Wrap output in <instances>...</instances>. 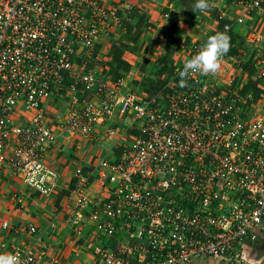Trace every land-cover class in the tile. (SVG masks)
<instances>
[{
    "label": "built area",
    "instance_id": "obj_1",
    "mask_svg": "<svg viewBox=\"0 0 264 264\" xmlns=\"http://www.w3.org/2000/svg\"><path fill=\"white\" fill-rule=\"evenodd\" d=\"M104 2L0 0V165L51 196L60 175L45 158L57 135L43 107L61 96L74 105L81 85L84 104L70 105L62 130L88 137L119 113L141 131L118 163L98 161L107 199L86 200L85 180L76 187L78 212L89 206L98 233L118 238L122 248L100 243V264H244L243 249L264 231V119L246 114L256 104L253 95L240 94L244 85L239 93L217 95L197 72L184 87L171 81L172 92L150 107L126 92L123 79L100 77L87 67L88 58L118 21ZM262 5L250 0L242 6L252 11ZM241 22L239 16L234 24ZM203 45L176 44L175 76ZM77 60H83L78 72ZM64 73H75L73 84ZM258 78L264 80V70ZM21 102L31 116L19 113ZM11 253L18 264H41V255L24 248Z\"/></svg>",
    "mask_w": 264,
    "mask_h": 264
},
{
    "label": "crops",
    "instance_id": "obj_2",
    "mask_svg": "<svg viewBox=\"0 0 264 264\" xmlns=\"http://www.w3.org/2000/svg\"><path fill=\"white\" fill-rule=\"evenodd\" d=\"M100 1L116 10L118 21L114 32L106 33L103 42L94 47L87 67L112 82L123 79L126 92L137 93L150 107L162 103L161 99L172 91L168 87L171 81L172 86H179L181 78L174 74L177 59L174 44L197 38L207 41L217 32L227 33L236 37L235 45L243 42L238 48V54L243 56L248 48L242 34L237 29L225 32L223 27L232 26L239 16H246L248 25L257 26L263 21L255 18L254 22L253 16H257L258 11L247 13L242 7L250 0H209L210 7L205 12L194 9L197 0ZM233 6L236 9H232ZM260 10H264V5ZM248 60H244L245 63ZM82 62L77 60L75 70ZM64 74L66 81L73 84L75 73ZM78 87L74 105L70 98L61 96L49 99L43 107L57 135L45 158L48 167L60 175L55 192L49 197L42 196L28 188L14 171L0 165V245H5L0 246V254L11 253L16 246L41 255V264H98L88 243L93 232H98L89 220V206L81 212L83 218H79L76 187L85 180L81 195L86 200L107 199L106 181L101 178L102 170L97 163L101 160L118 163L141 131L139 126H126L119 113L95 127L88 137L67 128L62 130L70 105L81 109L84 104L85 96L81 85ZM19 113L31 116L22 102ZM112 129H115L114 135H110ZM3 223H7V227H3ZM95 237L98 241L93 245L112 241L101 234ZM260 238L264 239V235ZM206 263L207 260H203V263L195 261L193 264Z\"/></svg>",
    "mask_w": 264,
    "mask_h": 264
},
{
    "label": "rangeland",
    "instance_id": "obj_3",
    "mask_svg": "<svg viewBox=\"0 0 264 264\" xmlns=\"http://www.w3.org/2000/svg\"><path fill=\"white\" fill-rule=\"evenodd\" d=\"M244 6V5H243ZM242 6V7H243ZM235 7L233 6L232 9ZM246 9L245 7H243ZM236 9V8H235ZM263 5L261 8L258 10H245L247 13H252L255 11H258L257 16L254 17V22L255 18H261L259 20H263L260 25H248L246 23L247 17L242 16V22L241 23H236L231 26L227 25L229 27V31L231 29H237L239 34H242L241 37H244V43L247 45L248 48V53L240 55L241 57L235 58V57H228L227 53L223 58L221 62V67L219 71L216 74H208L204 75L203 74V82L209 87L210 90L217 92V95H225L226 90L229 89L231 93H239L240 86H247L248 84V77L246 74L243 72L242 69V64L245 63V61L250 58L251 56V61H253L254 64V75H253V80L260 79L258 78L260 70H264V57H263V51H264V10ZM237 18V17H236ZM114 25L110 27V30L114 32L113 30ZM224 28V27H223ZM225 31V30H224ZM106 36L103 35L102 38H105ZM103 42V40H102ZM179 43V42H178ZM186 43V42H185ZM193 43L197 45H202L205 44L206 41L202 40L201 38H197L195 40H190L188 43L189 45H193ZM245 60V61H244ZM261 80L260 88L263 89L264 87V80ZM218 90V91H217ZM251 90V89H250ZM248 93V92H246ZM251 95L253 93L250 91L249 92ZM241 95H244L245 93H240ZM242 98V97H237ZM253 98L255 99V96L253 95ZM264 94H260L254 101H256V104L254 103L249 110L246 111V114L249 113L254 119H264ZM260 101V102H257ZM240 111L244 109V106L242 103L238 105ZM245 113L241 115V117L244 116ZM264 124V123H263ZM137 124H135L136 126ZM126 126L130 127V122L126 121ZM139 126V125H138ZM112 131L115 132V129H112ZM76 204V202H75ZM79 213V212H78ZM83 215L79 213V218L82 219ZM90 222L91 221V216L89 217ZM96 230V229H95ZM97 231V230H96ZM98 232V231H97ZM96 233L95 231L93 232V237L89 238V248L90 252L92 253V257L94 260H97L98 264H100V259L97 255L95 247L98 246V244H94L95 241H98L101 236H99L98 240L95 237ZM115 238V237H114ZM112 239V238H110ZM118 241V238H115ZM109 240V239H108ZM94 241V242H93ZM105 246L113 250V247L111 246V243L107 242ZM114 251V250H113ZM259 252H262L263 254H259ZM243 257L242 261L244 264H264V242L262 243V240H258V238L252 242L250 245L246 246L245 249H243ZM203 260H207L206 264H221L218 261L214 259H200L197 261V263H203ZM63 264H68L67 262H63Z\"/></svg>",
    "mask_w": 264,
    "mask_h": 264
},
{
    "label": "clouds",
    "instance_id": "obj_4",
    "mask_svg": "<svg viewBox=\"0 0 264 264\" xmlns=\"http://www.w3.org/2000/svg\"><path fill=\"white\" fill-rule=\"evenodd\" d=\"M209 7V0H197L194 5V9L201 12L207 11ZM230 40L231 38L227 33L221 32L208 37L200 51L188 60L184 64L183 70L179 72L181 78L179 86H186V78L197 72L204 75L216 74L221 67L222 58L230 50ZM0 264H18V256L13 253L0 254Z\"/></svg>",
    "mask_w": 264,
    "mask_h": 264
},
{
    "label": "trees",
    "instance_id": "obj_5",
    "mask_svg": "<svg viewBox=\"0 0 264 264\" xmlns=\"http://www.w3.org/2000/svg\"><path fill=\"white\" fill-rule=\"evenodd\" d=\"M255 10V9H254ZM258 10V9H256ZM253 11V10H252ZM235 22V21H234ZM231 40H230V44H231V47H230V50H229V53L227 54L228 57H235V58H239L240 55L238 54V48L240 47V44L243 43L242 41H240L238 43V45H235L234 42H235V38L236 37H230ZM178 43V42H177ZM176 43V44H177ZM176 44L173 45L176 46ZM174 50H175V47H174ZM252 57V56H251ZM251 57L249 58V60L242 64V69H243V72L246 74V76L248 77V84L247 86H243L241 88V92L242 93H246V92H252L253 95L255 96V99L260 95V94H264V87L263 89H261L259 86L261 84V80L259 79H256V80H253V75H254V64H253V61H251ZM263 57H264V51H263ZM89 67V66H88ZM116 80V79H115ZM115 82V81H114ZM178 85V84H177ZM78 90H79V87H77ZM251 89V90H250ZM172 92V91H171ZM261 235H264V231L259 235L258 237V240H260L261 238ZM262 240V243L264 242V239H261ZM111 244L113 246V250L114 251H121L122 248H120L118 246V241L115 239V238H112V241H111ZM244 247V246H243ZM259 254H263L262 252H259Z\"/></svg>",
    "mask_w": 264,
    "mask_h": 264
},
{
    "label": "water",
    "instance_id": "obj_6",
    "mask_svg": "<svg viewBox=\"0 0 264 264\" xmlns=\"http://www.w3.org/2000/svg\"><path fill=\"white\" fill-rule=\"evenodd\" d=\"M166 197H167V198H169V197H170V195H169V194H167V195H166Z\"/></svg>",
    "mask_w": 264,
    "mask_h": 264
}]
</instances>
